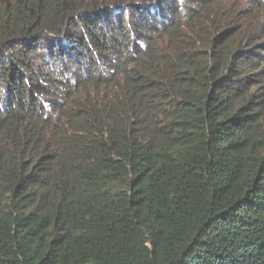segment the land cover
<instances>
[{"label": "trees", "instance_id": "16d2710c", "mask_svg": "<svg viewBox=\"0 0 264 264\" xmlns=\"http://www.w3.org/2000/svg\"><path fill=\"white\" fill-rule=\"evenodd\" d=\"M0 264H264V0H0Z\"/></svg>", "mask_w": 264, "mask_h": 264}]
</instances>
